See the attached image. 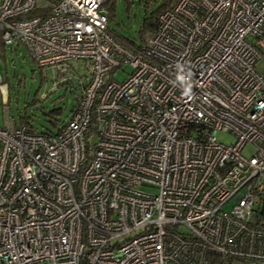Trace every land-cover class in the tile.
I'll return each mask as SVG.
<instances>
[{
  "label": "built area",
  "instance_id": "obj_1",
  "mask_svg": "<svg viewBox=\"0 0 264 264\" xmlns=\"http://www.w3.org/2000/svg\"><path fill=\"white\" fill-rule=\"evenodd\" d=\"M108 2L0 0L6 46L88 70L61 128L0 125V264H264V0H174L125 45Z\"/></svg>",
  "mask_w": 264,
  "mask_h": 264
},
{
  "label": "rangeland",
  "instance_id": "obj_2",
  "mask_svg": "<svg viewBox=\"0 0 264 264\" xmlns=\"http://www.w3.org/2000/svg\"><path fill=\"white\" fill-rule=\"evenodd\" d=\"M162 3L163 0H149V6L145 7L144 0H115L113 19L108 21V27L117 35L140 43L138 32L143 18ZM259 67H264V63ZM131 70L129 64H124L113 77L121 80ZM0 73V125L6 122L20 124L25 119L35 131L53 132L68 122L79 95L77 77L85 78L88 70L83 64L74 62L72 76L67 80L60 79L49 68L41 70L27 49L22 44H15L7 45L4 55H0ZM217 137L224 142L231 140L229 134L222 132L217 133ZM252 151L253 147L248 145L243 154Z\"/></svg>",
  "mask_w": 264,
  "mask_h": 264
},
{
  "label": "trees",
  "instance_id": "obj_3",
  "mask_svg": "<svg viewBox=\"0 0 264 264\" xmlns=\"http://www.w3.org/2000/svg\"><path fill=\"white\" fill-rule=\"evenodd\" d=\"M138 2H140L141 0H137ZM174 0H163V3L159 6H157L154 10H152L146 17L143 18L140 29H139V39H140V43L143 42V38L145 33L147 32H151L153 30H155L156 26H157V18L159 16V14L166 8L171 7L172 3ZM114 2L115 0H109L108 2V8H109V14H108V21L113 19V15H114ZM144 6L148 7L149 6V0H144ZM110 29V28H109ZM110 31L114 34V36L121 40L122 43L125 45L127 44V42H134L132 39H127V38H123L119 35H117L113 30L110 29ZM3 32V25L0 24V48H2V55H4L5 52V44L3 43L2 39H1V34ZM124 39V40H123ZM127 41V42H125ZM137 43V44H140ZM65 81V80H63ZM62 82V81H61ZM77 100H78V96H77ZM76 105V104H75ZM75 107V106H74ZM73 107V108H74ZM73 110V109H72ZM71 110V111H72ZM57 112V110H54V112ZM17 124V123H16ZM20 124H28V122L24 119L23 121L20 122ZM32 129V127H31ZM59 129V128H58ZM33 130V129H32ZM35 131V130H33ZM45 132H52V131H45ZM54 132V131H53Z\"/></svg>",
  "mask_w": 264,
  "mask_h": 264
},
{
  "label": "crops",
  "instance_id": "obj_4",
  "mask_svg": "<svg viewBox=\"0 0 264 264\" xmlns=\"http://www.w3.org/2000/svg\"><path fill=\"white\" fill-rule=\"evenodd\" d=\"M18 45H19V44H16V46H18ZM5 48H6V45H5ZM2 52H3V51H2V48H0V55H1V56H3V55H2V54H3ZM0 74H1V73H0ZM1 77H2V76H1Z\"/></svg>",
  "mask_w": 264,
  "mask_h": 264
}]
</instances>
